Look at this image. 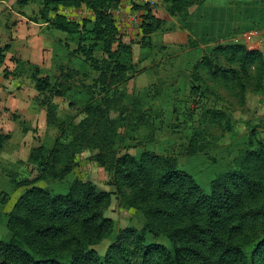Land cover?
Returning <instances> with one entry per match:
<instances>
[{
    "label": "trees",
    "instance_id": "1",
    "mask_svg": "<svg viewBox=\"0 0 264 264\" xmlns=\"http://www.w3.org/2000/svg\"><path fill=\"white\" fill-rule=\"evenodd\" d=\"M28 0H17L25 4ZM169 15L185 13L202 0H163ZM120 0H43L40 18L47 26L76 35L75 44L90 67L98 71L95 83L102 88L81 104L82 117L65 124L57 116L58 107L49 98L41 104L45 121L55 125L58 135L50 146H33L27 161L36 175L10 179L23 187L5 214L6 237L0 239V264H264V148L251 128L247 147L233 165L218 172L204 189L194 177L180 169L170 155L141 150L137 155L117 154L114 141L125 120L121 98L124 93L109 90L126 81L127 66L118 53L129 51L118 40L111 10ZM83 5L92 14L79 24L57 13V6ZM235 6L247 17L238 28L264 27L263 0H239ZM53 11L52 17L48 12ZM143 39L159 29L163 21L148 13L143 17ZM116 41V49H112ZM87 42V43H86ZM99 52L97 59L93 52ZM221 59L226 66H220ZM20 63L19 60H15ZM211 78L229 82L243 98L250 85L253 92L263 90L264 56L256 47L244 43L214 44L194 65ZM74 71L61 74L53 85L34 66L30 78L38 92L65 96L67 82ZM70 107L75 104L70 102ZM119 110L116 117L109 115ZM130 110L139 111L133 100ZM214 121H222L219 110H207ZM198 135L189 139V154L197 151ZM6 135L0 134V147ZM89 152V161L111 175L114 193L122 207L142 213L148 232L164 235L170 247L156 243L143 230L132 226L115 229L104 211L110 193L97 191L89 180L74 178L62 192L40 187L38 181L62 180L76 167L77 156ZM109 239L103 253L97 244Z\"/></svg>",
    "mask_w": 264,
    "mask_h": 264
},
{
    "label": "rangeland",
    "instance_id": "2",
    "mask_svg": "<svg viewBox=\"0 0 264 264\" xmlns=\"http://www.w3.org/2000/svg\"><path fill=\"white\" fill-rule=\"evenodd\" d=\"M43 0H0V134L6 135L0 147V239L5 238V214L23 187H14L10 179L33 178L36 170L27 161L29 149L43 144L48 147L58 135L55 125L45 121L41 102L47 98L58 107V118L65 124L78 122L82 117L81 104L92 94L98 99L103 93L95 83L98 71L92 69L75 44L76 35H67L42 22ZM130 2V0H128ZM239 0H202L185 13L169 15L165 2L157 0L152 6L134 5L140 13V23L131 32L117 26L111 10L118 40L129 51L118 53L127 66L126 81L110 87L124 93L121 98L124 118L114 141L117 154L137 155L148 149L175 158L177 166L190 173L204 189L220 171L233 165L234 158L247 147L249 131L256 129V140L264 148V78L263 90L253 92L248 85L243 98L229 82L211 78L202 68L194 71L195 63L218 43H244L263 52L264 27L241 30L238 24L245 17L235 6ZM264 2V0H263ZM127 3V1H126ZM59 14L81 23L93 14L83 5L57 6ZM150 15L163 21L159 29L143 39V17ZM53 11L48 12L52 17ZM87 43V42H86ZM116 49V41L112 44ZM93 55L100 59L99 52ZM20 63H16L15 60ZM226 66L224 61H217ZM34 66L54 84L61 74L72 70L67 81L71 89L65 96H51L33 88L30 73ZM137 101L139 111H131ZM75 104L70 107L69 103ZM219 110L222 121L211 119L207 110ZM118 109L109 112L116 117ZM197 134V151H187L189 139ZM89 152L77 156L76 167L62 180L38 181L40 187L62 192L74 178L89 180L97 191L110 193V204L104 215L112 219L114 228L132 226L143 230L145 236L170 247L168 239L144 228V217L133 208L122 207L114 193L111 175L92 164ZM109 239L94 246L103 253Z\"/></svg>",
    "mask_w": 264,
    "mask_h": 264
},
{
    "label": "built area",
    "instance_id": "3",
    "mask_svg": "<svg viewBox=\"0 0 264 264\" xmlns=\"http://www.w3.org/2000/svg\"><path fill=\"white\" fill-rule=\"evenodd\" d=\"M156 2L157 0H131L130 3L124 8L126 10L122 9L121 6H117L116 19L118 28L125 32H131L137 28L140 23V13L134 8V5L150 7Z\"/></svg>",
    "mask_w": 264,
    "mask_h": 264
},
{
    "label": "crops",
    "instance_id": "4",
    "mask_svg": "<svg viewBox=\"0 0 264 264\" xmlns=\"http://www.w3.org/2000/svg\"><path fill=\"white\" fill-rule=\"evenodd\" d=\"M126 1H127V3H126ZM131 1V0H130ZM130 2L128 1V0H120V2H119V4H118V6L120 7H122V9H124L125 8V6L126 5H128ZM124 10H126V9H124ZM115 12H117L116 10L114 11V13ZM117 17V13H115V16H113V18H116ZM260 50V49H259ZM261 51V50H260ZM262 52V51H261ZM263 53V52H262Z\"/></svg>",
    "mask_w": 264,
    "mask_h": 264
}]
</instances>
